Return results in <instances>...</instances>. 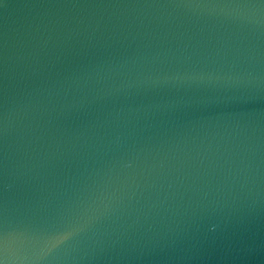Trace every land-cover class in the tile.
I'll return each mask as SVG.
<instances>
[{
	"label": "water",
	"instance_id": "obj_1",
	"mask_svg": "<svg viewBox=\"0 0 264 264\" xmlns=\"http://www.w3.org/2000/svg\"><path fill=\"white\" fill-rule=\"evenodd\" d=\"M0 264H264V0H0Z\"/></svg>",
	"mask_w": 264,
	"mask_h": 264
}]
</instances>
